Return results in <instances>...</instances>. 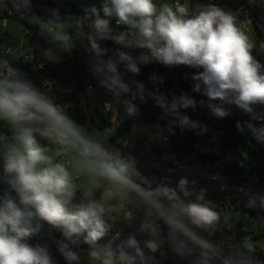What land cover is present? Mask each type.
I'll return each instance as SVG.
<instances>
[{"label":"clouds","instance_id":"9594fccd","mask_svg":"<svg viewBox=\"0 0 264 264\" xmlns=\"http://www.w3.org/2000/svg\"><path fill=\"white\" fill-rule=\"evenodd\" d=\"M51 3L56 6L0 0V24L15 17L36 28L47 46L36 44L27 62L39 55L55 64L86 41L87 71L111 98L105 104L110 124L121 108L123 116L136 118L139 105L151 101L160 109L158 122L138 121L131 131L159 125L157 142L167 145L176 127L207 131L184 110L199 107L226 120L235 108L246 117L236 129L264 146V63L232 11L202 0H98L63 13L65 0ZM14 47L0 42V129H6L0 135V264H161L158 252L173 253L178 264H264L253 235L227 244L215 239L234 229L231 209L187 175L173 182L171 175L142 171L117 142L75 120L71 101H59L13 67L6 57ZM148 65L194 70L191 93L200 98L161 91L165 77L155 71L148 77L152 88L126 81L121 72L139 76ZM166 118V125L159 123ZM257 181L251 177L239 191L264 223V189L254 186Z\"/></svg>","mask_w":264,"mask_h":264},{"label":"trees","instance_id":"16d2710c","mask_svg":"<svg viewBox=\"0 0 264 264\" xmlns=\"http://www.w3.org/2000/svg\"><path fill=\"white\" fill-rule=\"evenodd\" d=\"M202 2L219 4L226 11H232L240 22L245 19L249 20L254 29L253 39L256 44L253 50L254 55L264 63V48L259 49V46L264 44V31L260 28V25L264 24V10L252 0H202ZM49 5L54 4L50 2ZM74 6L75 2L69 3L65 0L60 10L64 12L65 9L70 8L71 11H78L74 9ZM11 18L18 20L15 17ZM22 24L25 34L31 36L29 43L31 52L36 44L47 46L35 35L37 30L33 25L26 22ZM86 45V41H77L71 56L64 55L55 64L41 61L39 55L32 62L6 58L37 87L42 90L47 87L48 91L56 95L59 101H71L73 107L69 110V114L79 123H83L86 119L93 122L94 118H98L99 129L114 128L115 133L109 142H117L126 153H131L137 159L142 171L157 177L171 175L173 182L180 176L187 175L190 180L195 179L198 186L206 188L209 198L218 203L221 208L231 209L233 212L242 209L246 198L240 193L239 188L244 185L248 171H255L253 168L248 169L250 162L256 160L264 163V146H259L254 141L250 143V135L239 132L235 127L237 120H243L246 117L241 116L233 108V116L227 125H222L213 117L209 119L205 109L198 107L195 110H184V114L192 120L206 125L207 131L203 135H197L200 129L185 128L181 132V129L176 127V134L169 138L167 145L157 142L156 129L159 125L145 129L142 133L131 131V126L135 122L139 121L149 125L158 122L160 109L154 108L151 101L147 106L139 105L140 115L136 118L123 116L121 108L119 120L110 124V115H103L101 109L111 98L104 89L99 87L97 78L87 71ZM106 45L109 48L112 47L110 42H106ZM38 64L41 66L40 69L35 68ZM154 71L160 75L169 73L163 85H157L161 91L172 92L174 89L176 95H180L182 91L191 93V73L194 70L186 66L174 69H165L161 65L142 66L139 76H134L121 68L126 81L137 79L145 82L149 88L153 86L148 77ZM185 75L189 77L187 80L184 78ZM65 88H72L73 91L70 94L64 93L62 90ZM191 94L197 99L200 98L195 93ZM167 119L159 123L166 125ZM212 128L218 130L219 135H215ZM1 134H6V129H0ZM121 142H125L124 148ZM259 172H264V170ZM239 231L242 232V229L236 223L232 232L217 233L215 239L227 244L230 240L239 238L241 234L238 233ZM258 252L260 259L264 260V251L258 249ZM156 256L161 260V264H178L177 258L171 252H168L166 257H161L159 252Z\"/></svg>","mask_w":264,"mask_h":264},{"label":"rangeland","instance_id":"374dc122","mask_svg":"<svg viewBox=\"0 0 264 264\" xmlns=\"http://www.w3.org/2000/svg\"><path fill=\"white\" fill-rule=\"evenodd\" d=\"M49 1H51V0H49ZM80 2L89 3V4H92V3L98 4V0H76L75 6H74L75 10L79 11ZM255 3L262 10H264V0H256ZM55 6L56 5L54 4L52 7H55ZM260 28L262 29V31H264V24H261ZM5 31H7V32H6V35H4L2 42L12 43L15 45L14 51H13V57H9V58L12 60H20L21 59L23 62H26L23 58L25 55H27L31 52V48L29 46L31 36L25 34L24 26H23L22 22H20L19 20H16V19H10L8 28L5 29ZM246 31L248 32L250 37L253 39L254 29L251 27V25L248 29H246ZM253 41H254V39H253ZM20 47H21V51H20ZM259 49L261 50L260 46H259ZM20 55H21V57H20ZM163 76L165 78H168L169 73L166 72L163 74ZM231 117L232 116H230L226 120H218V121L222 125H227V123ZM81 124H86L93 129L99 130L98 134H100L106 138L109 137V140L115 133L114 128H112V127L104 128L102 130L99 129L98 128V124H99L98 118H94L93 122L86 119ZM212 131L215 135H219L218 130H216L215 128H212ZM1 135H5V134H1ZM121 144H122L123 148L126 145L125 142H121ZM251 168L255 169L254 174L253 175L247 174L246 181H245L244 185H246L249 182L251 177L255 176L258 178V181L254 186L264 189V172H259L261 170H264V163H260V162H257L256 160H252L250 162V166L248 167V169H251ZM245 203H246V201H245ZM245 203H244V205H245ZM244 205H243V208L240 209L239 211H236V212L232 211L233 215L235 217V221H236L235 224L236 223L239 224L241 229H242V232H240V231L238 232V233H241V234H239V237L244 235V234L253 235V237L256 239V241L258 243V249L264 251V223H261L259 218L256 217L257 212H254L253 214H251L250 211L248 210V208H246Z\"/></svg>","mask_w":264,"mask_h":264},{"label":"built area","instance_id":"2783aa9c","mask_svg":"<svg viewBox=\"0 0 264 264\" xmlns=\"http://www.w3.org/2000/svg\"><path fill=\"white\" fill-rule=\"evenodd\" d=\"M49 3H50V1H49ZM9 18H11V17H9ZM9 18H8V19H9ZM242 25L245 27V29H248V28L250 27L249 20H247V19L243 20V21H242ZM35 68L40 69L41 66L39 67L38 65H36ZM101 112H102V114L105 115V116H109V115H111L110 113H106V111H105V105L102 107ZM206 116H207L209 119L211 118V115L208 114L207 112H206Z\"/></svg>","mask_w":264,"mask_h":264},{"label":"crops","instance_id":"0c3cea01","mask_svg":"<svg viewBox=\"0 0 264 264\" xmlns=\"http://www.w3.org/2000/svg\"><path fill=\"white\" fill-rule=\"evenodd\" d=\"M253 2H255L256 0H252ZM51 2V1H50ZM87 4H89V3H87ZM50 6V5H49ZM53 6V5H52ZM10 19H12V18H9V19H7V25L6 26H4L3 24H0V42H2L3 41V38H4V35H6V32L7 31H5V29H7L8 28V25H9V20ZM260 47H261V49L262 48H264V44H262V45H260ZM20 51H21V47H20ZM20 57H21V55H20Z\"/></svg>","mask_w":264,"mask_h":264},{"label":"water","instance_id":"95a60500","mask_svg":"<svg viewBox=\"0 0 264 264\" xmlns=\"http://www.w3.org/2000/svg\"><path fill=\"white\" fill-rule=\"evenodd\" d=\"M247 174H248V175H253V174H254V171L249 170ZM248 210L250 211L251 214H253L254 212H256V211L251 210V209H248Z\"/></svg>","mask_w":264,"mask_h":264}]
</instances>
